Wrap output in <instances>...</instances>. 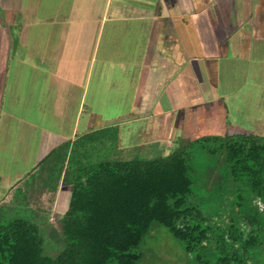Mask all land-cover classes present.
I'll return each mask as SVG.
<instances>
[{
	"label": "crops",
	"instance_id": "obj_1",
	"mask_svg": "<svg viewBox=\"0 0 264 264\" xmlns=\"http://www.w3.org/2000/svg\"><path fill=\"white\" fill-rule=\"evenodd\" d=\"M187 65L205 117L234 130L219 136H264V0H0V149L35 151L0 201L56 149L113 126L102 111L167 114L159 101L181 96ZM243 67L246 86L227 91L224 74Z\"/></svg>",
	"mask_w": 264,
	"mask_h": 264
},
{
	"label": "trees",
	"instance_id": "obj_2",
	"mask_svg": "<svg viewBox=\"0 0 264 264\" xmlns=\"http://www.w3.org/2000/svg\"><path fill=\"white\" fill-rule=\"evenodd\" d=\"M114 136L118 129L107 127L56 149L14 187L30 203L70 189L58 216L63 248L45 255L39 226L0 205V264H140L138 250L155 226L182 243L195 264H264V136L179 139L154 160L93 161L96 146ZM194 148L222 158L227 182L244 187L230 195L223 223L190 201Z\"/></svg>",
	"mask_w": 264,
	"mask_h": 264
},
{
	"label": "rangeland",
	"instance_id": "obj_3",
	"mask_svg": "<svg viewBox=\"0 0 264 264\" xmlns=\"http://www.w3.org/2000/svg\"><path fill=\"white\" fill-rule=\"evenodd\" d=\"M231 68L235 69L236 67L232 66ZM96 69L98 70V67ZM232 73V76L228 77L224 74V88L226 86L227 91L236 90L239 92L241 88L246 86L247 70L243 67L239 70H233ZM178 78L181 96L177 97V101L174 98H172L173 103H164L163 99L159 101V107L162 108L163 105L165 109H170V114L168 112L164 116L157 115L155 111L148 110L138 118L123 120L125 117L124 109L116 111L115 114L108 112L109 110L102 111L101 114L105 119H116L110 124L113 125L111 127L118 129V136H114L108 143L96 146L95 151L91 153L92 160H154L167 156L173 148L177 147L179 139L180 141H193L204 136L233 134L234 130H226L220 126L219 122H214V120L205 117L204 92L190 66L187 65L182 68ZM169 91V89H165L164 95H168ZM122 99H124L126 106H129L128 97ZM116 104L118 103L116 102ZM178 105L180 106L178 107ZM206 108L208 109V107ZM171 111L177 112L184 119L178 121V119L170 117L173 116ZM247 130L244 129L241 133L248 134L250 131ZM24 145L21 144V148L25 147ZM26 146L29 147L28 150L26 148L21 151L26 159L18 161L16 157L13 160L7 159L4 155L6 145H1L0 184L3 187H10L21 179L23 174L30 169L29 165L34 163L32 157L35 154L34 148L28 143ZM14 154L16 155L17 152L11 153V156ZM190 164L193 168L191 176L194 192L190 200L191 203L199 206L213 218L215 223H223L230 214V195L237 194L236 191H242L244 187L242 185L235 187L229 184L226 179L227 170L224 160L209 156L200 148L193 149ZM65 193L62 195L65 196ZM59 195L46 194V197L41 201L36 202L34 200L30 203L28 200H22L18 192L12 191L11 196L15 197V200L5 198L0 201V205L8 210L10 217H26L39 226L45 240L44 253L51 257L56 256L63 248L59 242L58 216L65 213L68 199L66 196L65 199H61L60 197L63 196ZM0 197H3L2 194ZM138 252L143 256L140 264H195L193 257L185 253L183 244L175 240L166 229L160 226L154 227Z\"/></svg>",
	"mask_w": 264,
	"mask_h": 264
}]
</instances>
